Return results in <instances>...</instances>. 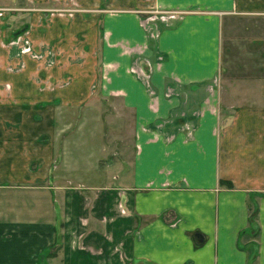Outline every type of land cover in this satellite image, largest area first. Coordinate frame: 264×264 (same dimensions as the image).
Here are the masks:
<instances>
[{"label":"crops","instance_id":"1","mask_svg":"<svg viewBox=\"0 0 264 264\" xmlns=\"http://www.w3.org/2000/svg\"><path fill=\"white\" fill-rule=\"evenodd\" d=\"M0 11V264H264V0ZM93 103L128 120L97 149L67 121Z\"/></svg>","mask_w":264,"mask_h":264},{"label":"rangeland","instance_id":"2","mask_svg":"<svg viewBox=\"0 0 264 264\" xmlns=\"http://www.w3.org/2000/svg\"><path fill=\"white\" fill-rule=\"evenodd\" d=\"M25 0H18V3L24 2ZM19 5V4H18ZM38 8V7H35ZM4 10V9H3ZM2 10V11H3ZM7 10V9H5ZM42 11L48 12L47 10H50L48 8H44V9H40ZM9 11V9H8ZM1 12V11H0ZM57 16V15H56ZM21 37V36H20ZM226 38L228 39L229 43L226 42V45H224L223 50H224V55L225 58H223L222 60V71L221 74H223V78H221V81L218 83V85H216V87L219 89V91L221 92L222 95V100H229V101H233L232 96H234V94L232 93L233 91V87L234 84L233 82L235 80V75H239L240 71L243 70V68L247 65V61H244V55L240 56L238 53V51L236 50V47L234 46V34H233V27L232 25H230V29L228 31V33L226 34ZM22 39L24 40L25 38ZM19 45V46H18ZM18 54L22 55L23 52H25V49H28L29 46L25 45V44H18ZM23 55L26 56H31L32 52L29 51L27 53H24ZM33 55L35 56V53L33 52ZM36 57V56H35ZM253 101V99H251L250 96H245L244 98V102H251ZM101 103H105L104 100H100ZM100 105V104H99ZM89 108L84 109V112L82 113L81 117H70L68 118L67 121H82L81 122V132L79 134H82V139L84 140H89L86 144V146L88 145V147L92 146L95 149H97V144H99L101 141L100 139L96 138V143L92 142L91 137H89L88 135L86 136L85 134H89V135H93V136H102V135H110L112 130H110V128L107 126L108 121H114L113 123V127L115 128V133H117V128H121L122 126L121 123L119 121H128L126 114H122L121 111L116 110L113 111L111 109L108 110H104L103 109H95L94 108V103L90 104L88 106ZM231 111V110H230ZM228 112V111H227ZM91 121V122H88ZM97 121H101L100 123ZM105 121H107V123H105ZM120 130V129H119ZM96 133V134H94ZM102 134V135H101ZM86 148V147H85ZM104 148V147H103ZM120 150V147L117 149ZM99 151V150H98Z\"/></svg>","mask_w":264,"mask_h":264},{"label":"trees","instance_id":"3","mask_svg":"<svg viewBox=\"0 0 264 264\" xmlns=\"http://www.w3.org/2000/svg\"><path fill=\"white\" fill-rule=\"evenodd\" d=\"M227 187H231L230 183H226ZM249 212H250V218H249V224H250V228L251 230H254V221L256 220V215H255V211H252L251 208H249Z\"/></svg>","mask_w":264,"mask_h":264},{"label":"water","instance_id":"4","mask_svg":"<svg viewBox=\"0 0 264 264\" xmlns=\"http://www.w3.org/2000/svg\"><path fill=\"white\" fill-rule=\"evenodd\" d=\"M197 237L200 238L199 235H196V237H195L196 241L201 242V241H198Z\"/></svg>","mask_w":264,"mask_h":264},{"label":"built area","instance_id":"5","mask_svg":"<svg viewBox=\"0 0 264 264\" xmlns=\"http://www.w3.org/2000/svg\"><path fill=\"white\" fill-rule=\"evenodd\" d=\"M29 51H30L29 48H28V49H25V52H23V54H24V53H27V52H29Z\"/></svg>","mask_w":264,"mask_h":264}]
</instances>
